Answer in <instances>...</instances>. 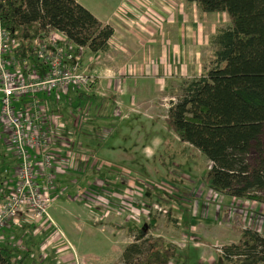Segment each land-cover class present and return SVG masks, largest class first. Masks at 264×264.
Masks as SVG:
<instances>
[{"label":"crops","instance_id":"obj_1","mask_svg":"<svg viewBox=\"0 0 264 264\" xmlns=\"http://www.w3.org/2000/svg\"><path fill=\"white\" fill-rule=\"evenodd\" d=\"M89 12L102 24L113 28L109 48L105 53L85 50L80 57L70 51L64 55L63 66L86 69L98 78L87 95L111 102L120 120L129 118L122 110L132 111L135 107L145 110L149 119H160L156 112L158 101L168 97L167 90L171 86L180 88L182 82L199 79L214 66L216 48L213 37L218 29H225L229 25L226 14L203 13L195 4L185 0H117L109 14L100 13L98 9ZM57 35L60 45L67 42L60 33ZM30 73L43 77L46 66L41 62L32 63ZM108 75H112V78L107 79ZM73 92L77 93L78 99L80 92L71 85L66 95L38 93L36 99L25 97L14 101L17 110L28 107L35 100L46 116L60 115L76 142L72 156H68L66 148L64 150L58 144L53 149L50 147L54 157L51 172L56 176L49 191L51 204L48 214L51 222L40 223L29 215H22L0 231V245L12 251L19 248V255L13 252L12 260H22V264H89L83 259L81 262L79 258L81 244H70L57 221L69 226L75 237L104 234L103 241L119 249L122 254L123 247L133 240L132 236L124 235L127 228L131 225L140 227L145 218L148 220L143 212L149 210L142 204L139 206L125 199L126 196H123L126 192L122 185L110 189L116 191L114 196L105 195L103 191L107 190L101 189L97 182L89 190V172L96 165L90 158L89 148H97V153L103 155H107L111 149L107 144L95 143L101 138L100 131H97L98 125L94 121H89L87 111L81 109L79 103L69 104L66 100ZM77 111H81V121ZM46 124L47 128H52L49 122ZM5 138L0 123V194H5V188H12L16 183L17 159L12 149L5 145ZM173 140L179 142L183 155L185 148L201 155L176 135ZM162 144L160 140L155 143L156 147ZM155 151L158 152L155 148L151 157H155ZM130 154L127 158L134 162L136 152ZM34 163L36 182L44 186L45 177L39 172V159L36 158ZM206 165L210 166L207 160ZM79 185L83 187L73 194ZM187 191L189 195L177 198V203H167L165 207L168 209L165 211L170 214L169 221H164L165 213L157 216L148 235L161 237L179 250L183 248L181 241L186 237L195 239L191 242L195 248H207L211 241L216 249L235 244L239 240L235 229L241 228L256 231L264 238V204L225 196L205 188L202 183L192 192ZM165 198L158 199L167 201ZM94 201L107 205L108 210H100ZM90 203L93 205L90 206ZM225 211L226 217L219 220L220 214ZM97 212L102 215L101 218Z\"/></svg>","mask_w":264,"mask_h":264},{"label":"trees","instance_id":"obj_2","mask_svg":"<svg viewBox=\"0 0 264 264\" xmlns=\"http://www.w3.org/2000/svg\"><path fill=\"white\" fill-rule=\"evenodd\" d=\"M185 1L203 13L226 14L229 25L213 37L214 66L199 79L182 82L166 123L181 142L210 163L202 176L204 186L264 204V0ZM0 23L18 42L16 59L33 58L32 42L51 32L90 53H105L113 36L110 25L102 24L75 0H0ZM92 97L78 94V100ZM251 149L258 156L255 167L248 163ZM152 213H144L148 225L127 228L133 241L122 251V264L176 262V245L148 235L155 222ZM235 232L238 242L219 249L222 262L264 264V238L250 229ZM12 258L13 251L0 245V264H22Z\"/></svg>","mask_w":264,"mask_h":264},{"label":"rangeland","instance_id":"obj_3","mask_svg":"<svg viewBox=\"0 0 264 264\" xmlns=\"http://www.w3.org/2000/svg\"><path fill=\"white\" fill-rule=\"evenodd\" d=\"M77 3L91 11L98 9L100 13L109 14L115 8L117 0H77ZM167 95L168 97L164 98V101H158L159 105L156 106V112L160 119H157L158 117L149 119V114L145 110L135 107L132 111L122 110L129 118L120 120L117 118L120 117L117 116V109L111 102L99 97L79 102L76 97L77 93L69 94L66 98L69 104L79 103L81 109L84 108L89 114V121H94L98 125L96 129L100 131L101 138L95 143L107 144V147L111 149L107 155H103L97 153V148H89L91 150L90 158L96 164L89 172V190L97 182L100 183L101 189L107 190L103 191L105 195L114 196L116 191L110 189L122 185L121 187L126 192L124 196H127L132 203L135 202L139 206L142 204L147 210L155 212L168 209L165 207L168 202L177 203V198L188 196L187 190L192 192L194 187L202 183V176L207 172L208 167L205 158L193 154L194 152L190 148H185V155H183L179 142L173 140L175 135L166 123L167 111L171 104L177 101L181 90L178 86H171L167 90ZM99 112H102L103 115L100 116ZM157 140L163 142L161 147H156ZM261 143L264 147V128ZM155 148L158 152L155 151V157H151V152ZM147 149H150L151 152H148ZM131 152H136L134 162L127 158L131 156ZM257 159L256 152L251 149L248 157L249 165L255 167ZM82 187V185L77 186L73 194ZM204 187L206 188V186ZM68 191L71 192V190ZM112 191L113 193H111ZM159 195H163L161 196L163 198L166 197L167 201L160 200ZM92 205L90 203V206ZM226 212L220 214L219 220H224ZM169 215L163 216L162 213L156 212L152 213L151 219L157 220V216H163L164 221H169ZM57 223L68 237L70 244H81L79 245L81 246L79 249L81 262L84 260L89 264H107L106 261H108V264H122L119 249L112 248L111 245L105 243L103 241L104 234L89 237L86 235L77 236L80 238L78 239L73 235L69 226H64L59 221ZM143 223L148 225L149 221H146L145 218ZM108 228L107 230H109ZM124 235L128 236L126 232ZM105 236L108 235L105 234ZM181 242L183 248L178 251L176 264H225L218 256V249L214 247L213 241L207 244V248L193 247L192 241L188 237ZM13 252L19 255L20 250L13 248ZM105 259L106 261H104Z\"/></svg>","mask_w":264,"mask_h":264},{"label":"built area","instance_id":"obj_4","mask_svg":"<svg viewBox=\"0 0 264 264\" xmlns=\"http://www.w3.org/2000/svg\"><path fill=\"white\" fill-rule=\"evenodd\" d=\"M57 34L51 32L44 38L35 39L32 42L33 58L16 59L14 51L18 42L9 37L0 23V123L6 136L4 143L17 159L16 183L12 188H5V194H0V231L22 215H29L40 223L51 222L48 214L51 204L49 191L56 176L51 172L54 157L50 147L53 149L58 144L64 150L66 148L68 156H72L76 143L60 115L46 116L35 100L28 107L17 110L14 101L25 97L36 99L38 93L66 95L71 85L76 86L80 93L87 94L98 79L86 69L63 66L65 53L71 51L80 57L86 49L68 42L60 45ZM40 62L46 66V75L36 77L30 73V68L32 63ZM111 78L112 75H108L107 79ZM77 114L81 121V111ZM46 122L52 125L51 129L46 127ZM36 158L39 159V172L45 177L44 186L36 182ZM94 203L100 210H108L107 205L100 201ZM97 213L101 218L102 215ZM190 240L193 242L195 239ZM217 252L220 253V250Z\"/></svg>","mask_w":264,"mask_h":264}]
</instances>
